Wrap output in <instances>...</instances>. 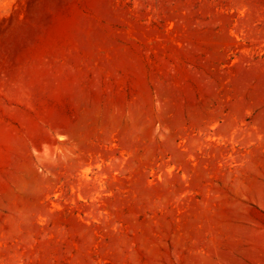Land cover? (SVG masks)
Segmentation results:
<instances>
[{
    "label": "rangeland",
    "instance_id": "rangeland-1",
    "mask_svg": "<svg viewBox=\"0 0 264 264\" xmlns=\"http://www.w3.org/2000/svg\"><path fill=\"white\" fill-rule=\"evenodd\" d=\"M0 264H264V0H0Z\"/></svg>",
    "mask_w": 264,
    "mask_h": 264
}]
</instances>
